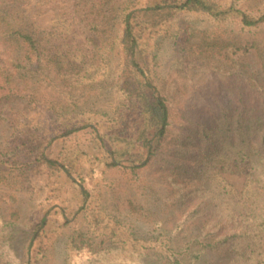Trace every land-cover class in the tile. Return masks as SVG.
Wrapping results in <instances>:
<instances>
[{
	"label": "trees",
	"instance_id": "1",
	"mask_svg": "<svg viewBox=\"0 0 264 264\" xmlns=\"http://www.w3.org/2000/svg\"><path fill=\"white\" fill-rule=\"evenodd\" d=\"M23 1L0 0V118L12 113L18 97L41 80L73 104L88 86L115 78L118 106L110 120L93 110L67 113L47 97L55 116L47 136L17 127L18 134L0 151V197L30 186L31 165L46 166L80 191L81 204L72 216L90 210L96 196L90 186L94 170L85 173L78 154L46 153L56 139L90 130L104 149L106 169L138 175L159 160L178 178L200 182L197 189L180 194L183 205L200 199L178 225L190 234L188 243L197 246L188 261L170 235L142 239L115 216L92 211L93 229H103L99 235L114 242L103 251L104 264H146L151 255L162 261L151 264H195L206 255L221 261L229 257V264H264V83L258 66L244 62L255 44L243 43L231 31L264 26V0H75L66 20L55 17L49 28L37 22L30 3ZM190 15L202 16L216 28L209 40L197 44L187 36L182 21ZM71 22L79 24V34ZM160 37L175 39V54L187 69L207 67L210 63L202 57L215 58L211 70L218 88L205 93L207 108L184 102L175 109L142 65L140 57ZM115 57L120 59L116 68ZM227 175L242 178L241 187ZM63 216L64 223L71 221L69 214ZM8 225L13 224L0 218V264H13L3 254L5 246H12ZM55 236L44 214L29 226L14 264H38ZM69 243L72 251L96 249L94 236L83 230L75 231Z\"/></svg>",
	"mask_w": 264,
	"mask_h": 264
},
{
	"label": "rangeland",
	"instance_id": "2",
	"mask_svg": "<svg viewBox=\"0 0 264 264\" xmlns=\"http://www.w3.org/2000/svg\"><path fill=\"white\" fill-rule=\"evenodd\" d=\"M74 2L75 0L23 1V3H30L31 13L45 28L51 27L55 17L59 20H66L65 16L72 11ZM182 23L185 24L187 36H190L192 42L195 41L197 44L206 39L209 40L216 30L202 16L184 17ZM69 26L73 32L77 31L79 34V24L71 22ZM227 31L229 32V28ZM231 31H234L235 38L243 43L255 44L256 48L244 58V62L247 65L252 63L250 64L252 68L258 66L262 71L261 77L264 83V26L248 31L238 28ZM78 37L81 38L79 35ZM78 40L76 39L75 42ZM174 42L173 38H158L154 48L145 57L139 56L140 61L150 77H154L170 98L172 107L177 109L180 104L187 102L207 108L203 105L205 93L218 88L217 76L211 70V63L215 58L202 57L205 64L210 63L207 67L187 69L179 62L175 54ZM255 49H259V53ZM119 62L120 59L115 57L114 68ZM114 86L115 78H106L97 84L88 86L84 94L71 104V98H64V95L60 97L51 85H47L43 80L39 81L18 97L12 113L0 118V151H5L4 148L9 145L11 137L18 134L17 127L21 131L32 128L30 129L32 132H41L47 136L55 119L50 108L51 104L48 102L47 97L49 96L54 99V102H60V106H63V110L67 113L79 114L93 110L105 113L110 120L114 119L118 106ZM174 130L175 128L171 129V134ZM103 152L104 149L93 139L90 130L79 131L68 138L56 139L46 150V153L54 157L59 155L70 157L78 154L81 157L80 165L85 173H91L94 170L93 184L90 186L94 190L93 193L96 191V196L91 209L87 212L81 211L72 216L81 204L80 191L65 175L56 169H48L46 166L31 165L28 172L30 186L23 190H9L4 195L2 194L0 218L5 223L13 224L6 226L12 245L4 247L3 254L6 260L13 264L19 262L17 252L21 251L26 244V238L29 237V226L47 214L48 228L54 232V235L56 232V236L45 257L40 259L38 264L107 263V257L103 251L107 244L114 242L99 235L104 231L103 229H93L95 223L91 217L92 211L96 213L102 211L115 216L142 239L149 240L166 233L172 237L174 247L183 254L187 261L190 259L188 253H192L197 246L188 243L190 234H185L184 229L181 230L178 225L184 218V212L200 199L193 197L189 203L183 205L180 201V194L185 190L197 189L200 182L178 178L174 173L165 169L163 162L159 160L142 168L138 175L122 168L106 169L102 161ZM94 156L97 160H94ZM193 157L195 158V154ZM18 158L22 159L23 156L19 155ZM102 170L106 172L101 175ZM100 176L104 178L100 179ZM227 178L238 188L241 187L242 178L233 175H227ZM129 200L133 201L134 208L129 204ZM135 205L138 206V210L135 209ZM64 213L70 215L71 221L67 224L64 223ZM77 230L87 231L94 236L95 250L72 251L69 248V240ZM187 245H189L188 250ZM206 256L203 260H197L195 264H229V257H224L221 261L217 256ZM158 259L151 255L147 257L146 264L162 262Z\"/></svg>",
	"mask_w": 264,
	"mask_h": 264
}]
</instances>
